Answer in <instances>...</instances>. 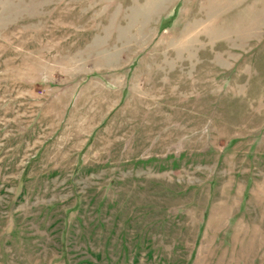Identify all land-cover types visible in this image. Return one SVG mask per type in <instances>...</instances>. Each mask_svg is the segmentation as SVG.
Returning a JSON list of instances; mask_svg holds the SVG:
<instances>
[{
    "label": "rangeland",
    "instance_id": "rangeland-1",
    "mask_svg": "<svg viewBox=\"0 0 264 264\" xmlns=\"http://www.w3.org/2000/svg\"><path fill=\"white\" fill-rule=\"evenodd\" d=\"M0 264H264V0H0Z\"/></svg>",
    "mask_w": 264,
    "mask_h": 264
}]
</instances>
